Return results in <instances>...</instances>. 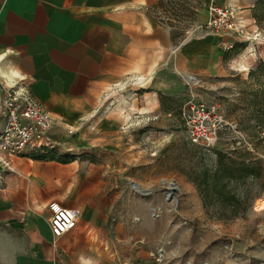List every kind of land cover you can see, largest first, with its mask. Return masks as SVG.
Returning <instances> with one entry per match:
<instances>
[{"label":"crops","instance_id":"crops-1","mask_svg":"<svg viewBox=\"0 0 264 264\" xmlns=\"http://www.w3.org/2000/svg\"><path fill=\"white\" fill-rule=\"evenodd\" d=\"M173 1L0 0V82L25 88L56 122L48 155L15 158L13 172L0 167V264L152 263L165 233L154 217L162 200L122 188L124 168L151 148V129L138 123L158 120L160 98L191 91L188 78L205 84L221 75L227 54L256 48L205 29L213 0H191L187 19H155L153 8ZM256 7H243L248 26ZM122 87L142 93L122 98ZM120 97L126 104L114 106ZM51 203L79 213L57 240Z\"/></svg>","mask_w":264,"mask_h":264},{"label":"rangeland","instance_id":"rangeland-1","mask_svg":"<svg viewBox=\"0 0 264 264\" xmlns=\"http://www.w3.org/2000/svg\"><path fill=\"white\" fill-rule=\"evenodd\" d=\"M190 1L169 2L166 12L170 19L189 17ZM246 1L213 0L211 5L222 9L228 18L231 14L234 24L241 23L235 33L240 40L248 39L256 47L255 53L248 55L252 57L247 62L242 61V44L240 50L227 54L219 77L205 84L198 83L182 98H158L155 109L156 113L160 111L158 120L138 123V126L148 124L151 129L152 136L145 138L151 148L147 150L139 145L143 152L137 163L124 168L122 188L123 194L141 195L130 186L136 183L142 190L149 191L151 197L158 196L162 200L163 209L155 208L154 217L165 233L155 241L151 264H264V192L256 198L245 218L221 222L214 218L231 211L207 212L189 181L191 170L198 165L210 169L216 166L215 151L227 155L228 159L233 153L234 160H238V154L246 156L256 163L255 173L264 180V73L259 68L260 62H264V5L262 0H255L256 5L260 4L252 12L255 22L248 26L241 17ZM153 13L155 19L162 22L156 11ZM232 59L239 62L229 69ZM133 91L131 87H122V98L130 96L134 101V94L142 93ZM122 98L116 99L113 105L124 107L126 103ZM190 102L219 105L218 114L228 130L220 133L212 149L215 151L197 147L189 141L179 111ZM165 136L170 137L169 141L161 142ZM225 160L228 163L229 160ZM169 183L179 190L171 202L165 196V190L170 189ZM257 191L256 187L253 193ZM162 250L165 256L159 259Z\"/></svg>","mask_w":264,"mask_h":264},{"label":"built area","instance_id":"built-area-1","mask_svg":"<svg viewBox=\"0 0 264 264\" xmlns=\"http://www.w3.org/2000/svg\"><path fill=\"white\" fill-rule=\"evenodd\" d=\"M153 11H156L162 21L169 20L168 13L158 6L153 8ZM209 11L213 17L205 26L206 30L234 34L238 32L236 28L241 23L231 22V14L228 18L222 9L213 5ZM222 47L227 46L222 44ZM218 109V104L204 105L194 102L180 109V120L193 145L212 150L219 141L220 133L228 130L218 114ZM55 123L25 88L0 82V167L7 172H13L11 164L15 158L26 154L42 155L53 150L49 133ZM48 210L49 227L54 240L76 228L79 219L78 211L63 208L58 203H51Z\"/></svg>","mask_w":264,"mask_h":264},{"label":"trees","instance_id":"trees-1","mask_svg":"<svg viewBox=\"0 0 264 264\" xmlns=\"http://www.w3.org/2000/svg\"><path fill=\"white\" fill-rule=\"evenodd\" d=\"M261 3L264 5V0ZM259 68L264 73V62H260ZM49 151L42 155L32 154L30 157L38 159L48 155ZM221 153L215 151L217 160L214 168L199 165L193 168L189 181L196 188L207 212L214 209L231 211L220 214L215 220L233 222L246 217L256 198L264 192V180L255 173L256 163L249 161L246 156L238 154V160H234L231 158L233 153L229 154V159ZM225 159L229 160L228 163ZM256 187L258 191L253 193Z\"/></svg>","mask_w":264,"mask_h":264},{"label":"bare ground","instance_id":"bare-ground-1","mask_svg":"<svg viewBox=\"0 0 264 264\" xmlns=\"http://www.w3.org/2000/svg\"><path fill=\"white\" fill-rule=\"evenodd\" d=\"M254 52L251 51L250 54H253ZM252 56L248 57V55H245L243 58H242V61L243 62H247ZM188 82L189 84L192 86V87H196L198 85V81L196 79H193V78H188ZM131 111L132 112H135L136 114H139V113H142L143 110L137 108L136 106H132L131 108ZM170 137L169 136H165L163 138V140L161 142H167L169 141ZM165 256V252L162 250L160 253H159V259H162L163 257ZM161 261V260H160Z\"/></svg>","mask_w":264,"mask_h":264},{"label":"water","instance_id":"water-1","mask_svg":"<svg viewBox=\"0 0 264 264\" xmlns=\"http://www.w3.org/2000/svg\"><path fill=\"white\" fill-rule=\"evenodd\" d=\"M130 185L133 189L139 191L141 194H145V195L148 194V192L145 190H142L138 184L131 183ZM168 186L170 187V189L165 190V196L167 200L171 202L173 199H175V194H177L179 190L173 183H169Z\"/></svg>","mask_w":264,"mask_h":264}]
</instances>
